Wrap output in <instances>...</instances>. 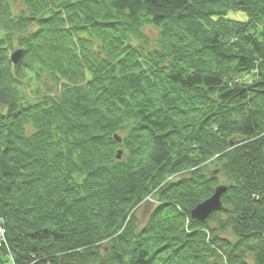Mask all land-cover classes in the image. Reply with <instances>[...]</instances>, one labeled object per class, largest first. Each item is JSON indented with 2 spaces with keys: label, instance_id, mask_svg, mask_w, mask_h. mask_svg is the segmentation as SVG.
Masks as SVG:
<instances>
[{
  "label": "trees",
  "instance_id": "1",
  "mask_svg": "<svg viewBox=\"0 0 264 264\" xmlns=\"http://www.w3.org/2000/svg\"><path fill=\"white\" fill-rule=\"evenodd\" d=\"M0 219V264H264V0H0Z\"/></svg>",
  "mask_w": 264,
  "mask_h": 264
},
{
  "label": "water",
  "instance_id": "2",
  "mask_svg": "<svg viewBox=\"0 0 264 264\" xmlns=\"http://www.w3.org/2000/svg\"><path fill=\"white\" fill-rule=\"evenodd\" d=\"M22 55V51L17 50L14 51L10 57V62L12 65H16ZM114 139L120 143L121 139L119 137L115 136ZM120 154L121 151H117L116 153V159H120ZM218 171H214L213 174H216ZM227 190V187L225 185H218L215 189L213 194L211 195L210 198L207 200L203 201L202 203L198 204L195 206L191 211H190V217L198 222H203L205 221L210 214L213 212L218 211L221 208V196L224 194Z\"/></svg>",
  "mask_w": 264,
  "mask_h": 264
},
{
  "label": "rangeland",
  "instance_id": "3",
  "mask_svg": "<svg viewBox=\"0 0 264 264\" xmlns=\"http://www.w3.org/2000/svg\"><path fill=\"white\" fill-rule=\"evenodd\" d=\"M227 18H231V19H235V20H244V15L240 14V13H230L228 14ZM150 34L154 35V31H149ZM13 51H11L10 54H12ZM27 79L25 81H23V83H21V87L19 88V93H27L29 95H34V92H32L33 87L36 88V81L34 80V77L32 75H27ZM212 170V167H208L207 171ZM153 204L152 200L148 198H145V200L143 201V204L140 206L139 210L137 211V217L139 220V227L142 226V224L145 222L144 219H146V214L149 210V207H151ZM228 236L229 233L227 234ZM8 257H10V255H8ZM10 260V259H8Z\"/></svg>",
  "mask_w": 264,
  "mask_h": 264
},
{
  "label": "built area",
  "instance_id": "4",
  "mask_svg": "<svg viewBox=\"0 0 264 264\" xmlns=\"http://www.w3.org/2000/svg\"><path fill=\"white\" fill-rule=\"evenodd\" d=\"M2 222L0 220V247L6 245L4 229L1 227Z\"/></svg>",
  "mask_w": 264,
  "mask_h": 264
}]
</instances>
